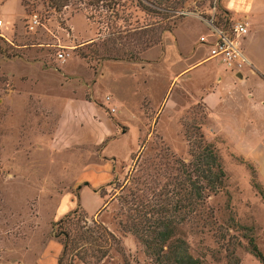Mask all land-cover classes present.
Returning <instances> with one entry per match:
<instances>
[{
	"label": "rangeland",
	"instance_id": "obj_1",
	"mask_svg": "<svg viewBox=\"0 0 264 264\" xmlns=\"http://www.w3.org/2000/svg\"><path fill=\"white\" fill-rule=\"evenodd\" d=\"M220 2L0 0V241L28 233L38 223V231L48 227L54 237L61 235L59 264H153L120 223L132 215L134 196L150 198L147 188L155 182L176 185L174 180L183 178L177 172L180 163L189 164L193 151L204 148L202 141L214 147L226 180L218 193H205L198 210L178 226L177 238L188 243L201 264H264V109L251 110L243 101L248 119L237 124L231 116L240 117V112L232 110L233 103L223 104L217 122L203 102L204 88L200 100L190 103L178 86L170 90L172 71L160 78L158 69L148 74L139 69L145 62L160 68L170 44L175 56L178 44L190 48L196 42V56L206 59L213 44L206 34L214 35L207 21L215 16L224 29L232 22ZM60 53L69 55L65 62L58 59ZM212 65L216 61L201 68L200 85L207 83ZM238 91L253 92L256 103L264 98V88L251 79ZM54 97L93 100L111 115L118 100L129 112L137 106L143 125L129 115L126 138L135 153L102 191L103 210L95 217L78 211L62 224L49 225L59 220V204L45 194L37 208L33 198L43 184L71 182L78 168L76 152L55 142L63 102ZM110 150L121 148L112 145ZM121 156L130 160L131 154L125 149ZM95 207L91 204L89 211ZM87 232L94 234L92 239L79 238Z\"/></svg>",
	"mask_w": 264,
	"mask_h": 264
},
{
	"label": "crops",
	"instance_id": "obj_2",
	"mask_svg": "<svg viewBox=\"0 0 264 264\" xmlns=\"http://www.w3.org/2000/svg\"><path fill=\"white\" fill-rule=\"evenodd\" d=\"M220 7L230 18L229 21L240 20L247 23V34L242 41V49L249 65L246 68L247 72L233 73L225 66L222 68L220 64L222 62L211 58L210 54L206 59L196 56L194 46L196 42L193 46L190 45V48L178 44V52L175 51V56L172 55V50L174 52L172 44L169 48L167 46L160 68L146 62L145 65L137 63L135 66L140 65L139 69L145 74L158 69L162 71L160 78H165V74L172 71L169 78L170 90L178 86L186 96L189 95L190 103L200 100L204 88L206 96L203 102L217 122H220L222 115L221 110L218 112V107L235 103L232 104V110L240 112V117L234 114L231 119L241 124V118L248 119L247 115L243 114L246 111V106H242L243 101L248 102L247 108L251 110L264 109V98L260 103H256L253 100V92L249 91L245 95L238 91V85L250 79L264 88V0H221ZM206 35L211 44L216 42L215 35H211L210 32ZM145 59L149 62L150 58ZM214 61L217 65H212L207 70V83L204 86L200 85V79L204 76L200 74L201 68L205 64L211 65ZM141 92L139 90V93ZM226 95H233L237 100L231 102ZM60 99L62 98H53L54 101ZM62 102L63 113L58 118L55 142L66 151L76 152L73 162L78 168L71 182L65 183L55 179L52 185L43 184V191L40 190V193L38 192L33 198L37 208L38 202H41L45 194L48 200L59 204L58 211H61L58 215L59 220L55 221L53 218L48 222L49 225L58 223L78 211L85 212L89 217H95L103 210L105 202L102 191L113 184L117 179L119 166L128 164L135 153L130 150L131 146L126 138L129 133V115L133 116L140 126L143 125V118L139 115L137 106L133 113L129 112L127 106H125L126 111L123 112L124 104L119 103L118 100H116L118 112L115 106L116 111L112 115L107 113L103 105L98 106L93 100L63 98ZM112 145H119L121 150H110ZM125 149L131 154L130 160L121 156ZM93 203L96 207L91 212L89 206ZM38 218L37 215V222ZM39 229L40 225L37 223L34 230L28 233H17L11 239L0 241V264H59L64 251L63 245L58 238L51 235L47 230L48 227H44L42 231H38Z\"/></svg>",
	"mask_w": 264,
	"mask_h": 264
},
{
	"label": "trees",
	"instance_id": "obj_3",
	"mask_svg": "<svg viewBox=\"0 0 264 264\" xmlns=\"http://www.w3.org/2000/svg\"><path fill=\"white\" fill-rule=\"evenodd\" d=\"M201 143L204 148L198 152L193 151V159L189 164L180 163L177 172L183 178L174 180L176 185L155 182L154 187L147 188L148 192L151 191L150 198L148 194L146 197L134 196L135 209L130 211L132 215L128 216L125 223H120L123 232L137 237L153 264H201L190 253L188 243L177 238L178 226L188 222V216L198 210L200 202L206 199V192L218 193L226 180L221 159L214 147ZM73 215L70 214L59 223H64ZM99 226L107 235L112 236ZM87 233V237L82 234L79 238L92 239L94 234ZM63 235L70 240L68 234ZM56 237L60 239L61 235ZM98 238L101 241L100 236ZM251 243L255 256L261 257L257 245Z\"/></svg>",
	"mask_w": 264,
	"mask_h": 264
},
{
	"label": "built area",
	"instance_id": "obj_4",
	"mask_svg": "<svg viewBox=\"0 0 264 264\" xmlns=\"http://www.w3.org/2000/svg\"><path fill=\"white\" fill-rule=\"evenodd\" d=\"M215 16L211 20L207 21V25L211 31H213L217 40L211 45L210 57L219 59L225 68L233 73H240L248 64L243 49L242 41L247 34V23L243 21H233L228 29H224ZM35 20L33 24H37ZM3 22L0 21V27ZM33 29V26L30 28ZM69 55L60 53L58 59L65 62ZM107 102H111V99L106 98ZM115 109H111V113H115Z\"/></svg>",
	"mask_w": 264,
	"mask_h": 264
},
{
	"label": "water",
	"instance_id": "obj_5",
	"mask_svg": "<svg viewBox=\"0 0 264 264\" xmlns=\"http://www.w3.org/2000/svg\"><path fill=\"white\" fill-rule=\"evenodd\" d=\"M239 78H242V76H238Z\"/></svg>",
	"mask_w": 264,
	"mask_h": 264
}]
</instances>
